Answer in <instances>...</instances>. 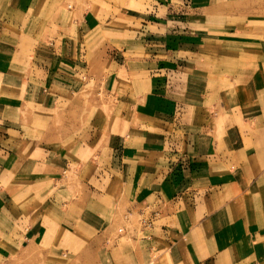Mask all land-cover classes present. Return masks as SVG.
Instances as JSON below:
<instances>
[{
  "label": "crops",
  "instance_id": "crops-1",
  "mask_svg": "<svg viewBox=\"0 0 264 264\" xmlns=\"http://www.w3.org/2000/svg\"><path fill=\"white\" fill-rule=\"evenodd\" d=\"M208 1V12L232 4L237 27L231 40L202 36L207 46L217 47L209 68V55L198 50L186 51L187 60L160 64L158 44L167 38L160 35L165 24L158 23L166 22H154V13L164 9L160 4L142 20L139 42L123 47L121 40L115 47L109 41L100 46L99 38L86 43V21L53 23L61 19L54 17L60 0L24 3L20 26L30 31L21 56L29 60L24 99L14 96L15 86L1 94L0 85L5 264H264V61L253 73L240 63L258 65L256 54L241 48L264 44V38L253 39L251 23L239 20L240 12L255 9L242 7L241 0ZM166 2H182L188 12L204 10L189 0ZM15 4L0 0V26H17L5 13L15 11ZM4 43L0 36V66L7 64L0 75L15 79L17 53ZM100 58L108 60L110 71L96 72V80L103 77L98 89L115 98L103 125L74 113L49 116L50 110L67 112L75 105L72 98ZM233 74L247 96L248 89L256 92L257 107L247 109L255 121L244 123L243 114L235 113ZM28 95L35 97L31 103ZM29 104L38 114L26 119L17 112ZM68 122L71 128L65 129ZM148 207L147 214L159 212V219L150 228L142 225V237L137 229L126 237L116 234L127 214Z\"/></svg>",
  "mask_w": 264,
  "mask_h": 264
},
{
  "label": "rangeland",
  "instance_id": "rangeland-1",
  "mask_svg": "<svg viewBox=\"0 0 264 264\" xmlns=\"http://www.w3.org/2000/svg\"><path fill=\"white\" fill-rule=\"evenodd\" d=\"M44 1H48L47 3L55 2V0ZM161 1H164V3H162ZM189 1L193 6H203L204 10L202 11V13L200 14L201 11L188 12V10L181 9V7H183L182 2H178L180 4L177 3V6L173 4V2L172 4L168 3V5L170 6L168 7L166 0H60V4L56 9H54V17L56 19L61 18V21H51L53 23L63 22L70 24L72 18H74V20L75 18H78L81 22L86 21L87 23L85 27H82L83 31L81 30L83 34L82 36L86 43H88L89 40L99 38V40L101 41L100 46H102L104 42L109 41V43L113 46L119 47V45L121 44V40H123L122 42L124 47L127 43L135 44L134 42H139L136 38V32L141 31L142 20H148L149 17H152L154 7L160 4V6H163L164 9H161V12L157 11L156 13H154V18H157L154 22H158L157 20L166 22L158 23L165 24L162 25V28H160V30L162 29L163 32L160 35L167 37L165 38V42L158 44V51L156 52V55L158 56V61L161 62L160 64L166 65V62L172 63L177 59L178 61L187 60L189 57V51L198 50L202 51L206 55H209V57H207V64L209 68L210 66H214L213 63L215 62V59L213 58V56H215L216 54L217 47L215 44L207 46L205 43H203L202 36L214 35L219 38L231 40V38L234 37V34H237V27H235L232 21V4H227L226 6H229L228 9H223L220 12H217L216 10H210L208 12L206 8L212 6L211 2H209L208 0ZM7 2L16 3L15 6L17 9L15 11H6L5 13L8 14V16L6 17L11 19V21H14L15 25L17 24V26H0V36L1 40L7 42L2 46L5 48L7 47L12 53H17V70L15 71L17 75L15 79H13V77L9 75H6L4 77H2V74L0 75L1 88H5V90L1 91V94L6 96L8 94V88H10L11 86H15L16 88H19V91L15 89L16 95L14 96L19 99L18 101H20L24 99L25 96V91H23L26 83L25 79L27 77L25 72L29 68V60L24 59L21 56L25 55V51L27 50L26 47L30 45L29 41H26L24 37V35H28L30 31L27 30L26 27L24 28V26H20V22H24L23 17L25 15V7L27 6V4L29 3L32 6V4L39 2V0H7ZM24 3H27L26 6ZM61 3L64 4H62L64 7L63 11H61L62 9H59ZM186 5L188 6V4ZM236 5H238V3ZM240 5L242 7L245 6V8L255 9L251 10L252 12H240L239 17H241V19L239 20H241L242 22L248 20L251 23L252 26H250V35H255V37L252 36L253 39L264 38V0H241ZM227 10H229V12H227ZM50 11L51 10L48 7L47 12ZM64 11V17H62V12ZM58 15L59 17L57 18ZM14 16L15 18L20 20L14 19ZM188 23H191V26L187 25ZM46 28L47 26H45V29ZM74 29L78 30L77 27ZM74 29L70 30V32H67L74 33ZM20 33L23 34L20 35ZM14 34H16V40L15 37H13ZM167 39L171 41L170 45H168ZM13 41H16V43L11 44L10 42ZM178 43L182 45V47L180 51L176 52L174 51V48L178 47ZM8 44L11 45L9 46ZM205 45L207 47H204ZM259 45L263 46L258 48ZM247 46L249 47L241 49L246 53L249 51L251 54H256L255 60H257L258 65H254V61L252 62V64H249L251 60H240V63H243L241 65L243 70H250V72L253 73L254 71L260 69L259 63L264 61V58L262 57L264 52V44L251 42ZM98 47L99 46H97V48ZM189 47H191V50H189ZM186 51L188 52L185 53ZM143 55L144 57L146 56L145 53H143ZM185 55L187 56L186 59H184ZM226 60L232 61V59ZM3 65L4 66H0V71L2 68H7L6 63H4ZM84 65L86 66V64ZM178 65L183 66L185 65V62H181V64ZM90 68L92 69V76L90 77V79L85 80L84 89L80 92V94H76L73 98L71 97L72 99H74L75 105L67 110V112L65 109L61 108L57 109L56 111L50 110L48 114L49 116H61L63 115L62 113H64V115L67 114L69 116H72L74 113V115H79L80 120H84L87 118L88 121L92 119L96 120L97 123L95 125H103V121L105 120V118H108V116L115 110V98L108 97V94L103 88L98 89L97 83L102 80L99 78L103 77L100 75L96 80V76L94 77V75H96V72H100L102 74L109 72V62L108 60L103 61V59L100 58L99 60H96L94 62V66L91 65ZM232 77L234 82L233 84H235L236 86L230 88L231 92H233L235 96V107H237L234 109L235 113L238 114V112H241L243 114L239 118L244 123H246V119L255 121L254 117L247 113V109L250 108V111H252L255 107H257V103L255 102L257 101V97L255 95L256 92L254 90L252 91L248 89L249 94L247 96V88L244 87V83H241L242 80L240 79L239 74L237 76L233 74ZM214 80L215 79H213L212 82ZM12 94H14V92H12ZM34 98V96L28 95L27 101L31 103V100L33 101ZM253 103H255V105H252ZM226 108L229 107L227 106ZM222 110L223 109H219L220 112H222ZM17 113L26 116V119L33 117L34 114H38V112H36L33 107H30V104L28 105L27 109ZM77 124L76 122H74L73 126ZM82 124L83 123L81 121V125ZM26 125L27 123L24 124V127H26ZM71 125V122H68L67 124L64 123V128L67 129V126L71 128ZM236 125L238 126L237 123ZM254 125L257 124L254 122L248 123V126L250 127ZM147 217L152 216H150V214H147ZM141 219L142 217H140V215H138L136 212L132 216L127 214V219L123 220V224L117 227L116 234L118 236L123 235V237H126L127 235H129V233L135 232L137 229L139 231L138 233L140 234V237H142L141 229L143 224L141 222ZM158 219L159 218L157 217L153 222ZM19 258L22 257L19 256ZM0 261L5 264V262H7V257L0 253Z\"/></svg>",
  "mask_w": 264,
  "mask_h": 264
},
{
  "label": "built area",
  "instance_id": "built-area-1",
  "mask_svg": "<svg viewBox=\"0 0 264 264\" xmlns=\"http://www.w3.org/2000/svg\"><path fill=\"white\" fill-rule=\"evenodd\" d=\"M149 207L146 208V210H143L140 212V216L142 217L141 222L142 224L146 227V228H150L153 226L154 224V219H156L157 217H159V213L158 212H153L152 213V217H147V211H149Z\"/></svg>",
  "mask_w": 264,
  "mask_h": 264
}]
</instances>
